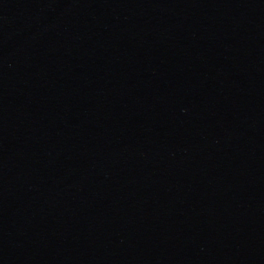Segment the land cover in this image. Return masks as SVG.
I'll return each instance as SVG.
<instances>
[{"label":"water","instance_id":"95a60500","mask_svg":"<svg viewBox=\"0 0 264 264\" xmlns=\"http://www.w3.org/2000/svg\"><path fill=\"white\" fill-rule=\"evenodd\" d=\"M0 264H264V0H0Z\"/></svg>","mask_w":264,"mask_h":264}]
</instances>
